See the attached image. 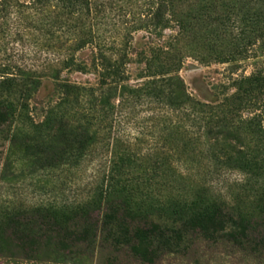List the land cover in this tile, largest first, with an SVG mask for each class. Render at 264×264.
Segmentation results:
<instances>
[{"label":"trees","instance_id":"obj_1","mask_svg":"<svg viewBox=\"0 0 264 264\" xmlns=\"http://www.w3.org/2000/svg\"><path fill=\"white\" fill-rule=\"evenodd\" d=\"M187 58L252 71L206 103ZM195 239L264 253V0H0V264Z\"/></svg>","mask_w":264,"mask_h":264},{"label":"rangeland","instance_id":"obj_2","mask_svg":"<svg viewBox=\"0 0 264 264\" xmlns=\"http://www.w3.org/2000/svg\"><path fill=\"white\" fill-rule=\"evenodd\" d=\"M149 41L145 33L134 36V44L140 46ZM252 71L251 62H246L233 69L226 64H201L191 58L184 60L178 73L187 91L197 100L206 103H217L232 93V80L241 75H248ZM71 79L76 81H93L89 75L74 74ZM53 92L52 83H44L34 95L36 103L43 102ZM144 114V113H143ZM235 173L229 180H236ZM82 181L70 183L65 187L69 196L78 195ZM93 264H142L125 254L113 255L110 251H103L96 257ZM155 264H264V253H254L234 248L227 242H211L195 239L187 248L164 254Z\"/></svg>","mask_w":264,"mask_h":264}]
</instances>
